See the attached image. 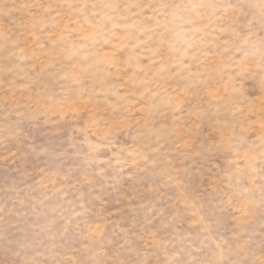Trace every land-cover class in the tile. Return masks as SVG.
<instances>
[{"label": "clouds", "instance_id": "obj_1", "mask_svg": "<svg viewBox=\"0 0 264 264\" xmlns=\"http://www.w3.org/2000/svg\"><path fill=\"white\" fill-rule=\"evenodd\" d=\"M0 264H264V0H0Z\"/></svg>", "mask_w": 264, "mask_h": 264}]
</instances>
